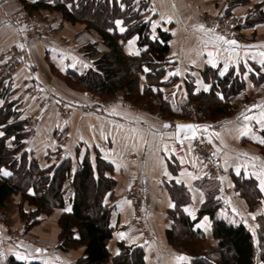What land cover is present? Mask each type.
<instances>
[{
  "label": "crops",
  "instance_id": "1",
  "mask_svg": "<svg viewBox=\"0 0 264 264\" xmlns=\"http://www.w3.org/2000/svg\"><path fill=\"white\" fill-rule=\"evenodd\" d=\"M142 1L136 0L137 5ZM144 1L148 3L146 17L151 19V37L156 38L158 30L171 34L168 65L163 78L168 85L161 88L164 95L169 94L175 102L186 99V82L189 77L194 79L196 92H210L213 80H205L202 76V71L207 68L217 71L220 77L234 70L236 75L244 79L245 90L231 100L235 109L233 116L221 122L194 120L187 123L207 126L202 136L214 145L216 154L222 161L223 172L232 187L234 184L230 177L231 173L243 174L246 178L255 179L260 188L257 173L264 166V156L259 153L258 147L243 142L257 138L256 131L264 129L255 119L244 121L241 114L258 117L264 110L256 107L264 105V82L257 86L251 77L252 73L256 75V78L258 75L251 64L258 65L261 68L260 71L264 72L260 63L261 59H264L261 56V53H264V23L253 27L245 26L246 18L254 5L261 4L264 0H250L248 5H238L228 17L226 15L228 0ZM19 6H21L19 0H0V107L7 101L12 102L16 99L18 101L14 103V107L21 112V118L27 120L33 111H38L37 136L25 139V149L38 159L42 167L54 163L59 165L63 160L70 158L76 169L87 153L93 161L99 153L102 159L113 165V177L117 181V187L114 190L115 199H107V202L113 205L111 224L114 228V236L110 242L113 254L118 252L116 244L120 241L135 244V246H140L142 242L136 232L129 227L128 213L131 204L129 191L135 182L141 181L144 185L146 207L154 233V240L148 246H142L146 252V259L150 253L155 257V261L153 259L150 261L153 262L152 264H160L161 258L167 256L168 259L172 257L170 260L172 264L184 262L176 259L180 254L168 244L166 238V231L173 225L168 218V213L176 207L168 186L176 183L187 188L191 200L189 204L183 206V210L192 220H196L206 200L205 191L199 187V183L201 179L207 177L203 164L193 154L194 140L181 143L184 154L180 157L176 155L175 125L183 122H169L146 111H134L123 105L122 100H117L111 108L103 111L95 110V101L86 95L88 93L67 86L53 73L51 65L63 74L72 71L82 75L90 68H95L94 62L98 57L88 56L83 48L92 45L100 54L107 52V48L101 43L102 41L100 42V35L95 34L97 32L93 30L88 32L82 27L64 24L62 29L65 33L61 34L66 37L65 44L59 41H45L42 42V46L35 45L26 35L23 26L12 18V14ZM153 8L156 9L155 12ZM261 10L264 13V6ZM54 13L51 16L60 27L61 13ZM161 14L171 16V23L166 19L162 20ZM203 16L231 18L235 36L226 37L216 33L215 30L206 26L201 19ZM153 23L156 24L155 28ZM201 25L203 28L200 27ZM117 26L120 31L122 25L117 24ZM74 29L75 32H73ZM216 36L235 40L237 44H225L223 41L216 40ZM134 38H136L135 48L139 49L140 54L144 48L139 47L137 36L130 40ZM127 42L124 44V50L130 54ZM20 44H24L25 47L21 49ZM12 50H18L21 55L10 69L7 60ZM209 52L213 53L211 59H215V66L208 62ZM85 64L89 67H84ZM225 64H227V71L224 70ZM177 71L179 74L170 75ZM222 72L223 75H221ZM205 85L208 87L205 88ZM34 86L43 93V97L50 98L45 105L39 107L37 99L30 96ZM219 97L222 99L220 93ZM61 101L63 102L61 108H64V103H67L71 104V110H73V114L66 122L60 121L58 108ZM222 123L224 125H220ZM165 124L169 127L165 128ZM244 124L251 127L247 135H242L240 131ZM59 131L63 134L60 135ZM261 192L264 195V191L261 190ZM221 198L224 199L220 188L217 195L219 203ZM241 200L243 199L240 197L227 195L220 211L225 216L226 206L232 212L233 209L239 212L244 208L247 213L242 212V222L257 238L258 217L264 218V205L257 212H249L247 204L245 202L243 204ZM69 208L60 212L68 211ZM185 209L191 210L195 218ZM205 217L208 218L207 221ZM41 218L42 221L36 227L37 230L30 231L25 230V225L18 217L13 218L12 226L6 225L0 218V264H44L45 261L49 264H76L82 252L65 253L59 250L57 248L58 229L57 232L54 229V237L51 240L49 229L45 225L47 217ZM56 219H54L55 226L58 217ZM205 224L207 227H200ZM194 229L202 231L209 240L212 238V222L208 216L198 220ZM121 232L126 234L123 239L117 235ZM36 249L43 251L36 252ZM16 253L26 256L27 259H18Z\"/></svg>",
  "mask_w": 264,
  "mask_h": 264
},
{
  "label": "trees",
  "instance_id": "2",
  "mask_svg": "<svg viewBox=\"0 0 264 264\" xmlns=\"http://www.w3.org/2000/svg\"><path fill=\"white\" fill-rule=\"evenodd\" d=\"M19 2L29 14L60 12L65 21L73 24L83 21L87 29L101 36L107 52L100 54L89 45L83 48L88 56L98 57L94 62L95 68H90L85 74L72 71L59 73L51 65L53 73L65 79L74 90H84L102 99H111L123 93L134 104L148 99L144 107L149 111H155L158 107L157 114L169 122L176 119L189 120L193 111L199 114L200 122H214L202 120L207 113L202 105L211 107L209 109L212 110L208 111L217 117L233 115L235 111L231 100L245 90L244 79L236 75L234 70L220 77L217 71L207 68L202 71V76L205 80H213L210 92H196L194 79L189 77L186 82V99L175 102L169 94L164 95L161 88L168 85L163 78L168 65L171 34L158 30V36L155 39L151 37V19L146 17L148 3L144 0L139 5L136 0ZM249 2L228 0L227 17L231 16L236 6ZM262 6L264 1L257 4L248 15L245 26L264 23ZM116 21L123 22L125 31H119ZM135 36L139 38V47L144 50L139 55L127 54L124 44ZM251 66L258 74L257 78L254 73L251 74L258 86L264 82V72L260 71L258 65ZM21 116L12 102L7 101L0 107V131L3 133L0 136V170L11 173L5 176L0 171V212L6 211L13 196L20 194L22 202L28 204V213L25 206L21 209L24 223L30 228L39 224L41 217L51 211L70 207L71 210L64 211L60 217L57 248L64 252L84 248L76 264H146V252L142 246L120 241L116 244L118 252H111L110 242L114 236L111 224L113 205L107 199H115L117 181L113 177V165L102 159L99 153L94 161L87 153L76 169L70 158L59 165L54 163L42 167L38 159L25 149L28 121ZM200 128L201 134H204L205 128ZM256 133L257 138L244 141L258 147L264 155V144L259 142V139H264V130ZM230 177L234 190L246 200L251 211L264 205V195L255 179L232 173ZM199 187L205 191L206 200L197 219L192 220L183 210V206L191 200L187 188L176 183L168 186L176 207L168 213L173 225L166 231V238L173 249L189 258L180 264H264V218L258 219L259 228L255 238L237 216L229 213L224 216L221 213L223 206L217 199L219 182L203 178ZM203 216H208L212 222L210 240L202 231L194 229L195 223ZM182 234L186 239L211 242L208 248L200 251L185 250L184 243L181 241L180 244L177 240Z\"/></svg>",
  "mask_w": 264,
  "mask_h": 264
},
{
  "label": "rangeland",
  "instance_id": "3",
  "mask_svg": "<svg viewBox=\"0 0 264 264\" xmlns=\"http://www.w3.org/2000/svg\"><path fill=\"white\" fill-rule=\"evenodd\" d=\"M249 4V3H248ZM248 4H245V5H248ZM244 5V6H245ZM256 7V5H254V7L252 8V10H251V12L253 11V9ZM93 8H95V6H93ZM262 8V7H261ZM23 9V11H24V13H25V16L26 17H28L29 19H37V20H41V22H43V23H45V26H43L44 27V29H46L47 31H46V33H49V36L45 39V41H47V42H50V41H59L60 43H63V44H65L64 42H67V40H66V37H64L63 36V34H61L62 32H63V29H62V27L64 26V24H71L72 26H76V27H82L84 30H86V31H88V32H92L91 30H89V29H87V27H86V23L85 22H83V21H80L79 23H75V24H73V23H70V22H67V21H65L64 20V18H63V16H62V14H61V25H60V27L58 26V25H56V23L54 22V18L51 16V15H53V14H55L54 12H48V11H42V12H39V13H36V14H29L28 13V11L26 10V8L23 6V5H21V6H19V8L17 9V10H15L14 11V13L12 14V18L16 21V22H18L19 24H21L22 26H23V28H24V31H26V35L28 36V38L30 39V40H32L33 41V43L35 44V45H38V46H42V44L45 42H43V43H41V42H39L36 38H35V36H33V34H35V33H38L37 31H34V30H32L31 29V27L29 26V21H28V19H23V18H17L16 17V15L19 13V11H21ZM87 17H89V19L90 18H92V17H90V16H87ZM86 18V17H85ZM217 17H215V19H216ZM220 19H221V23L222 24H224V25H226V26H228V27H233V20L231 19V18H224V17H219ZM93 19V18H92ZM122 25V24H121ZM76 30L74 29L73 30V32H75ZM93 32H96V31H94L93 30ZM216 32V31H215ZM233 32L235 33V30L233 29ZM63 33H65V31L63 32ZM217 33V32H216ZM95 34H97V35H99L98 33H95ZM40 37H41V34L39 35ZM99 37H101V36H99ZM102 41V42H101ZM100 42L105 46V44L103 43V40H102V38H101V40H100ZM94 45H96V44H94ZM89 46H92V45H89ZM94 47V46H93ZM106 47V46H105ZM13 51H15V50H12L10 53H12ZM16 52L19 54V57H20V52L18 51V50H16ZM105 53V52H104ZM16 57H17V55H14V56H12L11 58H9L8 60H7V63H8V65H9V68L13 65V64H15L17 61H16ZM19 59V58H18ZM11 69V68H10ZM57 77L59 78V79H61L66 85H67V81L65 80V79H63L61 76H59V75H57ZM261 84H263V82L261 83ZM261 84H259V85H261ZM258 85V86H259ZM68 86V85H67ZM34 89H37L35 86L33 87ZM33 88L31 89V97H33V99H37V102H38V106L40 107V106H43V105H45L49 100H50V98H48V97H43V93H39V94H35L34 93V90H33ZM81 92H83V93H88L91 97H92V99L94 100V101H96V100H100V101H104V102H110L111 103V107L114 105V104H116L117 103V100L119 101V100H122L123 102H122V104L123 105H125V106H127V107H130V108H132L134 111H146V112H148V113H151V114H153V115H157L158 117H160L161 119H163L161 116H159L158 114H157V108L155 109V111L154 110H152V111H149V110H147L146 109V107H144L145 105H146V103L147 102H149V100L148 99H146V100H143V101H141L140 100V102L141 103H136V104H134L133 102H131L130 100H128V99H126L125 98V95L123 94V93H119L116 97H114V98H111V99H102V98H100V97H96V96H94V95H92V94H90L89 92H87V91H84V90H82ZM241 94V93H240ZM239 95V94H238ZM236 97V96H235ZM13 99V98H12ZM32 99V100H33ZM17 101L18 100H16V99H13L12 100V103H17ZM35 101V100H34ZM254 101H258V99H254ZM63 102L61 101L60 102V107L58 108V111H59V116H60V121H63V122H66L68 119H69V117L73 114V110H71V104L69 105V104H67V103H64L65 104V107L64 108H61V104H62ZM67 107H69L70 109H69V111H66V109H67ZM110 107V108H111ZM202 107L204 108V109H206V111H207V113H205L203 116V118H202V120H210V121H212V120H214V122H221V120H225V119H227V118H229V117H231V116H233L232 114L231 115H229V116H226V117H217V116H215L214 114H212V113H210L209 111H211L212 109H209V108H211V107H209V106H204V105H202ZM233 107V106H232ZM107 109V108H106ZM209 110V111H208ZM234 111H235V109H233ZM38 111H33L32 112V115L30 116V118H28V127H27V130H28V134H27V137L26 138H30V139H32V138H34V137H36L37 136V133H38V125H39V123H38V113H37ZM156 112V113H155ZM235 113V112H234ZM191 119H189V120H180V119H176V120H173V121H171V122H176V121H181V122H183L184 124H187V122H190V121H194V120H199V114L196 112V111H193L192 112V114H191V117H190ZM164 120V119H163ZM226 123V122H225ZM178 124V123H177ZM220 125H224V123H222V124H220ZM59 133H61V131H59ZM63 133H61L60 135H62ZM57 137V135L55 136V138ZM61 137V136H60ZM59 137V138H60ZM209 143V145H210V147H211V149H212V151H213V153H214V155L216 156V158L217 159H219V157L217 156V152H216V150H215V147H214V145L211 143V142H208ZM243 143H248V142H243ZM193 147H194V144H193ZM238 148H239V146H238ZM259 149V148H258ZM27 151V150H26ZM259 153L261 154V152H260V149H259ZM193 154H194V151H193ZM262 155V154H261ZM194 156H195V154H194ZM262 156H264V155H262ZM195 158H196V156H195ZM198 161H200L198 158H196ZM201 162V161H200ZM202 164H203V162H201ZM219 164H220V169H221V174L220 175H218V176H213V177H211L210 175H207L206 173V177L208 178V179H210V180H212V181H216V182H219L220 183V188H221V192H222V197H224V199L223 198H221V200H220V202L221 203H219V204H221L222 206H223V203L226 201V196L227 195H229V194H231V195H234V196H236V198H238V197H240V195H239V193L238 192H236L235 190H234V187H232V185H231V183L229 182V179L228 178H226V176H225V174H224V172H223V167H222V161L219 159ZM48 167V166H47ZM204 168V167H203ZM143 188H144V185H143ZM144 191V193H143V199H144V202H145V204H144V208H143V214H142V218H143V223H136V224H132L131 223V221L133 220V217H134V209H133V207H132V205L130 204V208H129V218H130V220H129V224H130V228L134 231V232H136V234L140 237V239H141V241L142 242H140V246H148L153 240H154V233H153V230H152V225H151V220H150V217H149V214H148V210H147V207H146V195H145V190H143ZM236 193H237V195H236ZM240 199H243V200H241L242 201V203L244 204V202L247 204V202H246V200L244 199V198H241L240 197ZM23 201V199H22V196L20 195V194H17V195H14L13 196V198L11 199V202H10V205H9V207H8V209L6 210V211H2V212H0V218H1V220L2 221H4L5 223H6V225H8V226H12V222H13V218L14 217H18V218H20V220H21V222L25 225V223H24V220H23V218H22V209L21 208H23L24 206H25V211L28 213L29 212V209L27 208V206L26 205H28L27 203H25V202H22ZM25 203V204H24ZM247 206H248V204H247ZM261 207H258L256 210H253V211H251L250 209H249V207H248V209H249V212H257L259 209H260ZM225 209H226V213H229V214H233L234 216H236L237 215V217H238V219H240L241 221H243L242 220V212L243 213H247V211L246 210H244V208H243V210H241V211H239L238 212V210H235V211H230L229 210V208H227V206L225 207ZM63 209H55L54 211H51L50 213H48L47 215H45V217H47V220H46V226H47V228L49 229V231L48 232H50V236H51V240L53 239V232L55 233V230L54 229H56V232H57V229H58V232H57V245H58V243H59V238H60V225H59V221H60V217H61V215H62V213L63 212H60V211H62ZM113 212V211H112ZM60 214V215H59ZM238 215H241V216H238ZM56 217H58V221H57V224H56V226H55V224H54V219H56ZM259 218H261V217H258V219ZM57 220V219H56ZM39 224H41V222L39 223ZM39 224H37V225H35V226H32V227H30V228H27L26 227V225H25V230H27V231H30V230H33V229H36L37 230V226L39 225ZM178 240V243H180L181 241L184 243L183 244V249H185V250H189V251H191V249L193 250V249H195V251H200L201 249H203V248H208V246H209V244H210V242L209 243H205V242H200V241H198V240H196V239H193V238H188L187 237V239H186V237L184 238L183 237V234H182V236L180 237V238H178L177 239ZM181 244V243H180ZM133 245H135V244H133ZM172 247V246H171ZM192 247V248H191ZM83 249L84 248H78V249H75V250H70V251H67V252H65V253H68V252H71V251H81V252H83ZM181 249V248H180ZM175 250V249H174ZM176 251V250H175ZM62 252H64V251H62ZM169 255V254H168ZM170 255L172 256V253H170ZM169 255V256H170ZM148 259H146V260H148V264L149 263H151L150 261H151V259H153L154 261H155V257L153 256V254L151 255L150 253H148ZM152 256V257H151ZM172 258V257H171ZM171 258L169 257V259H168V256L167 257H165V258H161V261H160V264H172L171 263ZM170 261V262H169ZM153 263V262H152ZM151 263V264H152Z\"/></svg>",
  "mask_w": 264,
  "mask_h": 264
},
{
  "label": "built area",
  "instance_id": "4",
  "mask_svg": "<svg viewBox=\"0 0 264 264\" xmlns=\"http://www.w3.org/2000/svg\"><path fill=\"white\" fill-rule=\"evenodd\" d=\"M16 17L28 19L29 26L31 27V29L38 32V33L33 34V36H35V38L37 37L36 39L39 42L41 43L44 42L45 39L49 36V33H46L47 30L44 29L43 27L45 26V23L41 22V20L29 19L28 17L25 16L23 9L19 11ZM201 19L204 21L206 26L215 30L217 33L224 35L226 37L235 36L233 32L234 26L228 27L222 24L220 18L215 19V17H212V16H203L201 17ZM40 34H41V37L39 36ZM14 55H17L16 57V61H17L19 58V54L16 51L9 53L8 57L11 58ZM33 90L35 94L41 93L39 89L33 88ZM86 95L91 97L89 94H86ZM94 107H95V110L97 111H103L106 108H110L111 103L96 100ZM69 109L70 108L67 107L66 111H69ZM208 142L209 141L205 137H203L202 135L199 136L193 142L194 144L193 151H194L196 158H198L201 162H203L204 172L207 175H210L211 177L218 176L221 174L219 159H217L216 156L214 155ZM175 152L178 157L184 154V147L181 143H177L175 145ZM143 190H144L143 183L141 181H137L134 183V185L131 187L129 191V200L134 209V217H133V220L131 221L132 224L143 223L142 214H143V208L145 204L144 199H143V193H144Z\"/></svg>",
  "mask_w": 264,
  "mask_h": 264
},
{
  "label": "snow or ice",
  "instance_id": "5",
  "mask_svg": "<svg viewBox=\"0 0 264 264\" xmlns=\"http://www.w3.org/2000/svg\"><path fill=\"white\" fill-rule=\"evenodd\" d=\"M152 10H153V12L156 11L155 8H153ZM161 19L162 20L163 19H166L167 22H169V23H171V21H172V17L171 16H165L164 14H161ZM116 23L118 25H120L123 22L122 21H116ZM155 27H156V24L153 23V28H155ZM200 27L203 28V25H201ZM21 31H23V29H21ZM120 31L123 32V31H125V29L123 27H121L120 28ZM208 31H211V30H208ZM153 38L155 39V36ZM215 39L216 40H219V41H223L225 44H229V45H236L237 44V42L235 40H226L223 36H216ZM135 43H136V38H134L132 40H129L127 42L128 49H129V53L132 54V55H139V49H136L135 48ZM19 47L21 49H23L25 46H24V44H20ZM226 51H232V50H226ZM208 55L210 57V59H209L208 62L211 63L213 66H215V64H216L215 59H211V57H213V53L212 52H209ZM261 56L264 57V53H261ZM260 63L262 65V67H264V59H261ZM73 67H75V64H73ZM84 67H89V65L85 64ZM224 70L227 71V64H225V69ZM145 71H147V69H145ZM177 74H179V71H177L176 73H170V75H177ZM221 75H223V72L221 73ZM198 83H199V81H198ZM207 87L208 86L205 85V88H207ZM256 107H261L262 109H264V105H259V106H256ZM241 116L243 117V120L244 121H250V120L255 119L257 121V123L260 124L261 128L264 129V110H262L260 112V115L258 117L244 115L243 113L241 114ZM164 127L167 128V127H169V125L168 124H165ZM200 127H204L205 129L207 128V126H200V125H177V128L178 129H181V130L182 129L191 130L193 135H195V130L197 128H200ZM240 131H241V134L242 135H247L251 131V127L248 124H244L241 127ZM2 135H3V133L0 132V136H2ZM259 142L262 143V144H264V139H259ZM165 150H167L166 147H165ZM253 159H256V158L253 157ZM0 171H2L3 172V175H5V176L11 175V173L8 172L7 170H0ZM257 178L260 180V188H261V190L264 191V166H262L260 172L257 173ZM201 196H202V194H201ZM67 210L70 211L71 209L69 208ZM185 210L189 212V215H192L193 218H195L194 213L191 210H189V209H185ZM233 210L235 211V209H233ZM204 219H205V221H207L208 218L205 217ZM200 227H207V225L206 224L205 225H200ZM117 235L120 238L123 239L126 234L123 233V232H121V233H118ZM41 251H43V250L42 249H36V252H41ZM16 255H17V258L18 259H21V260L27 259L26 256L20 255L19 253H16ZM176 259L178 261H187L189 258L187 256L180 255V256H177ZM44 264H49V262L48 261H45Z\"/></svg>",
  "mask_w": 264,
  "mask_h": 264
},
{
  "label": "water",
  "instance_id": "6",
  "mask_svg": "<svg viewBox=\"0 0 264 264\" xmlns=\"http://www.w3.org/2000/svg\"><path fill=\"white\" fill-rule=\"evenodd\" d=\"M177 125H198L196 123H178L175 125V137L177 143H183L186 140H196L199 136H201V128H197L195 130V135L192 134L191 130L188 129H178Z\"/></svg>",
  "mask_w": 264,
  "mask_h": 264
}]
</instances>
